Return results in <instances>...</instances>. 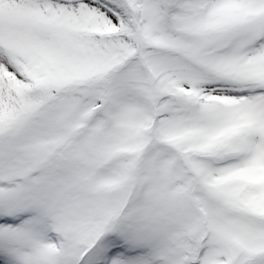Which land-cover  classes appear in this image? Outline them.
<instances>
[{
    "label": "snow or ice",
    "instance_id": "1",
    "mask_svg": "<svg viewBox=\"0 0 264 264\" xmlns=\"http://www.w3.org/2000/svg\"><path fill=\"white\" fill-rule=\"evenodd\" d=\"M0 264H264V0H0Z\"/></svg>",
    "mask_w": 264,
    "mask_h": 264
}]
</instances>
